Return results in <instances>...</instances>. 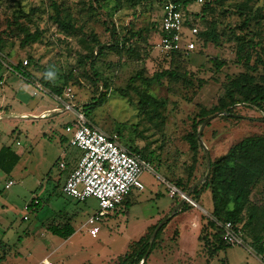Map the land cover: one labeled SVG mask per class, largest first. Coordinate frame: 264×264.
I'll list each match as a JSON object with an SVG mask.
<instances>
[{"label": "rangeland", "instance_id": "374dc122", "mask_svg": "<svg viewBox=\"0 0 264 264\" xmlns=\"http://www.w3.org/2000/svg\"><path fill=\"white\" fill-rule=\"evenodd\" d=\"M241 1L227 0L222 5L209 7L197 27L214 28L218 40L199 43L197 50L176 58L172 66L176 64L181 73L186 72L190 83L179 81L169 91L166 79L153 82L148 91L166 103L157 110L150 104L145 112L139 92L146 84L139 79L129 82L130 77L140 69H144V75L150 76L170 65L167 53L157 46L159 36L155 25L159 14L156 4L147 0L134 7L126 0L122 3L117 0H0V35L3 33L2 37L6 39L5 52L2 53L7 58L2 63L1 78L4 73L7 76L12 74L3 85L7 100L10 101L11 93L19 88L15 96L18 105L62 109V104L49 94L32 95V83L44 77L45 69L50 71L46 77L59 83L65 75L69 76L68 84L73 87L76 101L81 105L107 89L106 100L101 106H95L88 114L89 119L107 133L116 134L123 145L129 146L130 143L144 152L153 169L142 174L144 189L133 188L113 213L109 211L110 216L102 217L98 234L91 236L87 227L80 225L98 210L96 198L91 196L79 201L65 196L59 186L63 174L60 163L81 154V150L68 143L70 135L63 128L72 113L62 111L52 113L53 118L29 119L21 113L26 110L24 107L4 110L5 114L0 117V146L11 144V149L21 151L22 155L11 172L0 170V255H5L0 264H42L44 256L52 264H114L131 241L145 234L147 225L155 216L163 211L167 212L163 217L171 213L184 198L181 194L186 196L191 186L207 171L203 148L199 145L194 152L184 136L193 132V119H197L199 108L215 106L224 93L227 80L244 71V66L235 60L236 42L229 27L235 34L246 33L259 40L261 44L256 51L264 57L261 50L264 19L259 23L252 20L246 29L239 30L237 26L244 17L233 11V5ZM97 2L102 6L91 9L90 5L95 7ZM251 3L253 9L261 7L264 13V0ZM54 4L59 7L63 20H68L73 28L64 29L59 25ZM199 7L198 4L189 6L196 12ZM223 8L229 9V13L222 15ZM20 27H26L31 33L38 29L41 32L39 40L23 43ZM130 32L141 35L130 44L139 50L140 59H135L125 49L120 54L106 49L102 56L95 55L92 34L100 42L110 43L111 39ZM144 49L148 51L146 57ZM85 55H94L93 61L84 58ZM252 55L254 59L256 52ZM214 58L223 64L216 65ZM24 59L29 60L25 66L32 74L29 80L8 70L10 61L17 63ZM94 72L98 73L97 77ZM199 79L205 80L206 84L199 86ZM0 103L5 105L1 99ZM224 113L211 118L201 130V139L212 160L245 136L264 135L262 110L241 102L232 107L230 115ZM201 125L202 122L197 126V133ZM8 179L14 184L6 188ZM262 185L253 188L250 196L253 203L261 202ZM191 192L184 201L189 205L195 199ZM35 198L39 199V205L25 209L24 206ZM209 201L211 194L206 189L198 199L201 209L195 208L202 217L210 216ZM68 214L76 233L64 241L46 226ZM181 219L183 224H177L184 232L180 240L181 253L173 250L166 253L157 244L145 264H264L262 255L255 253L247 241L245 245L225 244L207 261V251L199 244L197 230L188 223L189 215ZM184 223L191 230H186ZM166 227L158 243L163 235L165 237ZM174 241L170 238L163 247L173 249ZM212 243L217 244L216 241Z\"/></svg>", "mask_w": 264, "mask_h": 264}, {"label": "trees", "instance_id": "16d2710c", "mask_svg": "<svg viewBox=\"0 0 264 264\" xmlns=\"http://www.w3.org/2000/svg\"><path fill=\"white\" fill-rule=\"evenodd\" d=\"M96 1H106V0H96ZM122 0H117V2ZM131 6H137L146 0H126ZM152 4L157 5L158 20H156V29L158 30V36L160 34V18L161 13L160 4L158 0H147ZM227 0H212L210 2L200 5L199 9L196 11L186 8L184 10L185 23L188 25L195 24L202 16L208 12L211 5H222ZM255 0H242L233 5V11L239 16L244 18L237 26L239 30L246 29L250 22L253 20L259 23L264 19V13H262L261 7H256L253 9L251 2ZM95 4V7L90 5V8H99L102 5ZM99 6V7H98ZM56 20L59 25L64 27V29L73 28V25L68 20H63L60 15V9L54 4ZM121 8V6H118ZM229 13V9L223 8L221 11L222 15ZM210 22V21H209ZM208 22V23H209ZM207 23V22H206ZM207 23V24H208ZM21 33H23V43L36 42L41 36V32L36 29L32 33L26 27H20ZM112 30V35L114 37L115 30ZM229 30L233 33V39L236 42L235 49V60L244 66V71L235 77H230L224 84V93L218 99V103L212 108L200 107L196 114L197 119H193V132H190L184 136L188 141L191 150L197 151L199 147V142L197 139V126L210 114L218 112L225 115H230L232 113V107L238 103H244L248 106H254L264 112V57H261L260 53H257L256 49L261 44L259 40H255L254 36H248L246 33L241 35L235 34L231 27ZM248 32V31H245ZM5 33V31H4ZM8 34V33H7ZM3 33L0 35V51L5 52L6 39L2 37ZM140 33L130 32L129 35H123L120 38L111 39L110 43H102L99 39L92 34V46L96 47L95 55L102 56L106 49L114 51L120 54L123 49L135 59L141 58V53L138 49L131 47L135 38H140ZM219 38L218 33L214 28L199 29L197 34L198 45L199 43L208 42L209 40L217 41ZM146 43L149 44L148 39ZM144 46L146 44H143ZM197 50V48L195 49ZM264 53V45L261 47ZM145 57L148 51L145 49ZM252 52H256V56L252 59ZM170 65L160 71H155L152 75H144V69L136 71V73L130 77L129 82H133L136 79L141 80L145 85L144 90L139 92L140 102L143 106V110L147 111L148 105H153L155 110L159 107H163L166 103L164 99H158L153 94H151L148 89L153 82H161L163 79L167 80V89L172 91V85L179 81L184 83H190V80L186 77V72L181 73L179 71L178 65L172 62L177 58L179 59L183 53L179 51L167 53ZM94 55H85L84 58L93 61ZM214 63L218 66L223 64V61H218L217 58L213 59ZM29 62V60H28ZM25 66H23L22 61L17 62L15 70L18 74L25 80H29L31 73H29ZM2 69V63L0 62V71ZM50 71L45 69L44 77L39 79L44 86H46L51 92L55 94H61L63 88L68 86L69 76L65 75L62 79V83L56 82L52 78H47L46 75ZM98 76L97 72L93 73ZM201 84H206V81L199 79ZM71 86V85H70ZM130 85H127V87ZM131 87V86H130ZM107 88V87H106ZM108 96V91L105 89L99 92L98 95L93 96L88 103H84L83 109L89 118L88 114L92 112L95 106H101L106 97ZM159 115L158 111H155ZM128 143V142H126ZM126 146L130 151L139 154L144 159L146 158L144 152L138 150L132 144L128 143ZM20 156L15 153L10 146L3 145L0 148V169L3 172L9 173L19 161ZM147 159V158H146ZM211 159V158H210ZM262 183L263 197L260 203H253L250 198L253 188ZM206 189L210 190L212 209L210 211V216L202 217L205 221L203 224L201 232L199 234V241L202 247L207 251V261L212 256V253L217 249L225 246L222 240V229L215 222L217 220H230L235 225L239 226L242 230L244 241L250 244V247L258 255L264 254V135H248L241 138L239 141L231 145L228 150L210 161V171L208 177L199 185L192 190V195L195 199L204 192ZM125 200V199H124ZM123 200V202H124ZM191 207L188 203L184 202L179 210L174 216L180 212H184ZM173 216V217H174ZM171 217V218H173ZM163 218V217H162ZM161 218V219H162ZM171 218L157 231L155 240L150 245L149 238L154 230L157 223L161 220L159 219L155 224L147 227L145 234L140 236L137 240H133L127 247L124 254L120 255L114 264H145L146 259L153 250V248L159 244L158 239L162 235L167 224L170 222ZM207 228H209L207 230ZM47 229L57 236L62 238H67L74 232L72 225L66 221L59 224H50ZM178 231L175 229L173 231L171 239H176ZM216 241L217 244L212 242ZM247 244V243H246ZM150 245V250L147 257L144 259V255ZM4 254L0 255V261L3 260Z\"/></svg>", "mask_w": 264, "mask_h": 264}, {"label": "built area", "instance_id": "2783aa9c", "mask_svg": "<svg viewBox=\"0 0 264 264\" xmlns=\"http://www.w3.org/2000/svg\"><path fill=\"white\" fill-rule=\"evenodd\" d=\"M210 1L212 0H158L161 18L157 46L165 53L179 51L189 54L194 51L198 46L199 29L195 24L190 26L185 23L184 10L192 4L203 5ZM4 59L7 58L0 51V62L5 63ZM10 62L8 70L18 74L15 70L17 63ZM22 64L27 65L28 60L24 59ZM32 85L33 96L49 94L62 104V109L55 107L42 112L40 117L62 111H69L73 115L64 123L63 128L64 132L70 135L68 143L81 150V155L76 166L65 179L61 190L63 194L79 201L91 196L96 198L98 210L88 216L84 223L89 234L96 236L100 230L102 217L109 211L115 210L133 188L143 190L142 174L153 169L148 160L123 145L116 134L107 133L87 117L83 106L76 101L72 86H65L61 94H55L39 81H34ZM64 166L65 163L61 162L60 167ZM12 184L13 180H8L6 187ZM172 189L176 190L174 186ZM181 195L186 197L184 194ZM38 203V200L34 199L29 205ZM29 205L25 206V209H28ZM215 221L222 229V240L225 244H246L239 226L230 220ZM262 258L264 259V254ZM42 264H52V262L43 259Z\"/></svg>", "mask_w": 264, "mask_h": 264}, {"label": "crops", "instance_id": "0c3cea01", "mask_svg": "<svg viewBox=\"0 0 264 264\" xmlns=\"http://www.w3.org/2000/svg\"><path fill=\"white\" fill-rule=\"evenodd\" d=\"M5 75V76H4ZM4 75H3V77L1 78V73H0V87H1V89H0V99H1V101L2 102H4V104L5 105H2L1 103H0V117H1V115L2 114H5L4 113V110H8V109H11V108H13V107H17V108H19V107H24V108H26V110H24V111H22L21 113H24L25 115V117L26 118H37V117H40L39 115L42 113V112H44V111H48V110H50V108H47V110L46 109H42L41 108V106L40 105H36V106H32V105H28V104H26L25 106H23V105H18V103H17V101H16V95H17V93L20 91L19 90V88L18 89H14V93L12 94L11 93V97H12V99L10 100V101H8L7 100V98H6V95H7V92H6V89L3 87V85H5V83H6V81H7V79L9 78V77H12L11 75L12 74H9L8 76L4 73ZM2 79V80H1ZM22 79H24L23 77H22ZM25 80V79H24ZM22 88V87H21ZM21 94H23V92L21 93ZM19 97L21 98V97H24V95H19ZM3 106V107H2ZM53 115H49V116H47V117H41V118H53L52 117ZM14 117H19V115L18 116H14ZM73 117V116H72ZM71 119V118H70ZM68 121V120H67ZM18 144V143H17ZM3 146V145H2ZM2 146H0V148L2 147ZM5 146H10L11 147V144H9V145H5ZM15 153H17L20 157H21V155L22 154H20V153H22L21 151H18V150H13ZM81 155V154H80ZM80 155L79 154H76L74 157H72V158H70V160H68V161H63L64 163H65V166L63 167V174H62V176L60 177V180H59V186H60V189H62V185H63V183H64V181H65V179L67 178V176L70 174V172L73 170V168L76 166V163H77V160H78V158L80 157ZM15 167V166H14ZM14 167H13V169H14ZM12 169V170H13ZM1 170V169H0ZM11 170V171H12ZM8 180H12V179H8ZM8 180H7V182H8ZM6 182V183H7ZM6 183H5V187H6ZM13 184H14V181H13ZM12 184V185H13ZM11 186V185H10ZM9 186V187H10ZM9 187H6V188H9ZM61 192H62V190H61ZM63 193V192H62ZM203 193L204 192H202L201 194H199V196L197 197V199H193L192 201H193V203L191 204V205H193V207L191 206L188 210H186V211H184V212H180L179 214H177L171 221H170V223L167 225V227H166V229H167V231H166V234H165V237H164V235H163V237H161V239H160V242H159V247H161L160 249H164V251L166 252V253H168L169 251H171V250H173V251H178V252H180L181 253V248H180V240L181 239H183V235H184V232H183V230H182V228H179L178 227V225L177 224H179V223H181L182 222V224H183V221H182V217L183 216H185V215H189V224L191 225V228H194V230H197L196 231V236H197V239H198V241H199V234H200V232H201V229H202V226H203V224H205V221L202 219V215L200 214V212H198V211H196L195 210V208H198V209H201V206L199 205V203H198V199L203 195ZM65 195V194H64ZM65 196H67V195H65ZM67 197H70V196H67ZM70 198H72V197H70ZM35 199H37V198H35ZM74 199V198H73ZM38 200V202H39V199H37ZM30 203V202H29ZM29 203H27L25 206H27V205H29ZM209 206H208V208H209V211H211V209H212V202L211 201H209ZM38 205H39V203H38ZM25 206H24V208H25ZM30 206H32V205H29V207ZM34 206V205H33ZM203 209V208H202ZM115 210H112V212L111 213H113ZM206 211H208V210H206ZM110 212L106 215V216H110V214H111ZM167 212H165V211H163L161 214H158L157 216H155L154 217V219H153V222H151L149 225H147V227L148 226H150L151 224H155L159 219H161V217H163L165 214H166ZM90 216V215H89ZM23 219H24V216H23ZM26 219V218H25ZM66 221H68L71 225H72V227L74 228V232L70 235V236H68L67 238H65L64 239V241L65 240H67V239H70V238H72L74 235H75V233H76V229H75V226L72 224V217H71V215H66V216H62L61 218H59L58 220H53V221H51V222H49V223H47V226L46 227H48V225H50V224H59V223H64V222H66ZM85 227L84 226V223H82L81 225H80V227ZM184 226H185V229L186 230H191V228L189 229V226H188V224H186V223H184ZM80 227H78V229H80ZM183 227V226H182ZM169 228V229H168ZM147 229V228H146ZM146 229H145V231H146ZM177 230L178 231V235H177V237H176V239H175V241H174V247H173V249H167V248H164L163 247V245H166L167 244V240H169L171 237H172V234H173V231L174 230ZM41 235H44L42 232L40 233ZM98 234V233H97ZM95 237V236H94ZM163 239V240H162ZM165 239V240H164ZM199 244L201 245V242L199 241ZM43 259H47V260H49V258L47 257V256H44V257H42L41 258V263H42V260ZM53 263V262H52Z\"/></svg>", "mask_w": 264, "mask_h": 264}, {"label": "water", "instance_id": "95a60500", "mask_svg": "<svg viewBox=\"0 0 264 264\" xmlns=\"http://www.w3.org/2000/svg\"><path fill=\"white\" fill-rule=\"evenodd\" d=\"M220 113H216V114H213L207 118H205L203 121H202V125L197 133V139H198V142L199 144L201 145V147L203 148V151L205 153V157H206V165H207V171L205 173V175L201 178V179H198L190 188V190L186 193V196H188L190 194V192L198 185L200 184L201 182H203L209 175V171H210V155H209V152L207 150V147L205 146V144L203 143L202 139H201V130H202V127L206 124V122H208L211 118L219 115ZM185 198L184 197L183 199L180 200L179 203H177L174 208L172 209L171 213L169 215H167L166 217H163L158 223L157 225L155 226L154 230L152 231L151 235H150V238H149V243L150 245L153 243V241L155 240V237H156V234H157V231L162 227V225H164L171 217H173L175 215V213L177 212V210H179L180 206L184 203L185 201ZM150 245L144 255V259L147 257V254L150 250Z\"/></svg>", "mask_w": 264, "mask_h": 264}]
</instances>
